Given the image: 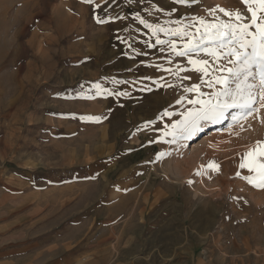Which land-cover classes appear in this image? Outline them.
Wrapping results in <instances>:
<instances>
[{
	"label": "rangeland",
	"instance_id": "1",
	"mask_svg": "<svg viewBox=\"0 0 264 264\" xmlns=\"http://www.w3.org/2000/svg\"><path fill=\"white\" fill-rule=\"evenodd\" d=\"M217 7L250 18L242 0H0V256L41 262L47 240L68 242L57 264H264V188L239 167L264 108L172 134L219 90L188 61L232 67L176 55L178 28L195 44L198 20L228 21Z\"/></svg>",
	"mask_w": 264,
	"mask_h": 264
},
{
	"label": "snow or ice",
	"instance_id": "2",
	"mask_svg": "<svg viewBox=\"0 0 264 264\" xmlns=\"http://www.w3.org/2000/svg\"><path fill=\"white\" fill-rule=\"evenodd\" d=\"M86 2L93 3L94 0H86ZM179 2L183 3L184 0ZM242 3L250 13L248 22L239 11L232 12L217 7L210 12L212 14L221 12L229 18L228 21H221L215 17V23H208L204 19L198 20L197 23L201 27H198L196 32L200 39L195 44L191 42L195 34L190 35L182 28H178L173 33L189 35V43L185 45V51L176 52V55L185 56L202 44H207L209 47L204 49L207 55L214 57L215 60L227 57V62L232 65V67L210 70L208 60L188 61L195 71L210 77L208 81L202 80V83L206 82L209 87L218 85L219 90L207 100H190L189 103L199 105V108L184 113V118L179 124L172 125L173 135L177 131L183 132L197 127L200 121L221 120L230 109L239 110L243 114L239 119H244L258 112L259 108H264V0H242ZM258 12L260 15L257 14ZM141 23L145 22L141 21ZM157 43L163 42L158 40ZM172 48L175 51V45H172ZM217 71L219 75L215 74ZM199 88V85H193L185 91L202 95ZM237 119L233 117L234 121ZM207 167L214 170L218 168L214 162L209 163ZM239 167L255 174L247 177L249 184L264 188V142L258 141L252 150L245 153Z\"/></svg>",
	"mask_w": 264,
	"mask_h": 264
},
{
	"label": "crops",
	"instance_id": "3",
	"mask_svg": "<svg viewBox=\"0 0 264 264\" xmlns=\"http://www.w3.org/2000/svg\"><path fill=\"white\" fill-rule=\"evenodd\" d=\"M10 226H1L0 227V241L2 237L4 236V233L7 232ZM3 235V236H2ZM44 248L47 249L46 256H44V259L40 262L39 256L38 257H27V256H0V264H57V263H67L68 259L65 260L62 258L59 260V252L57 251L58 248L64 247L65 244H68V242L62 241H47L44 240L43 242ZM73 259V258H71Z\"/></svg>",
	"mask_w": 264,
	"mask_h": 264
},
{
	"label": "bare ground",
	"instance_id": "4",
	"mask_svg": "<svg viewBox=\"0 0 264 264\" xmlns=\"http://www.w3.org/2000/svg\"><path fill=\"white\" fill-rule=\"evenodd\" d=\"M214 133V132H213ZM168 178V177H167ZM149 182L151 183V179L149 180ZM161 191H158V193H160Z\"/></svg>",
	"mask_w": 264,
	"mask_h": 264
}]
</instances>
